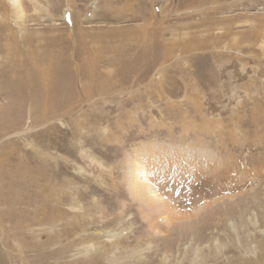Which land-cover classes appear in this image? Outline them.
Listing matches in <instances>:
<instances>
[{
    "label": "rangeland",
    "instance_id": "1",
    "mask_svg": "<svg viewBox=\"0 0 264 264\" xmlns=\"http://www.w3.org/2000/svg\"><path fill=\"white\" fill-rule=\"evenodd\" d=\"M32 1L0 0V264H264V0Z\"/></svg>",
    "mask_w": 264,
    "mask_h": 264
},
{
    "label": "bare ground",
    "instance_id": "2",
    "mask_svg": "<svg viewBox=\"0 0 264 264\" xmlns=\"http://www.w3.org/2000/svg\"><path fill=\"white\" fill-rule=\"evenodd\" d=\"M11 1H13V7H15L16 9H18V10H21V8H22V3L19 1V0H11ZM32 1V0H31ZM33 2V1H32ZM189 149V148H188ZM192 149V150H191ZM190 152H189V150L188 151H186L187 152V154L186 153H184V155H189L188 157H190V160L189 161H191V159H193L194 157L192 156V155H190L191 154V152H193L194 150H193V148H190ZM189 153V154H188ZM156 155V154H155ZM205 156V155H204ZM164 157V156H163ZM177 157V156H176ZM196 157V156H195ZM166 158V157H165ZM197 159V158H196ZM164 160V159H163ZM188 160V159H187ZM163 162V161H162ZM208 162V161H207ZM211 162V161H210ZM202 163V162H201ZM190 164H191V162H190ZM199 164V163H198ZM161 166V165H160ZM224 166V165H223ZM194 167V166H193ZM198 168V167H197ZM162 169V168H161ZM184 169H186V168H184ZM195 169H196V167H195ZM192 170H193V168H192ZM194 171H196L197 173L196 174H199L201 171H203V170H201V169H199L198 168V170H194ZM204 172V171H203ZM193 174V173H192ZM145 176V177H144ZM144 176H143V178H144V181H146V182H148V177H147V175L146 174H144ZM196 176V175H195ZM200 177V176H199ZM198 177V178H199ZM137 183V182H136ZM221 184H222V182H221ZM226 185V184H225ZM218 186H219V184H218ZM135 187V186H134ZM221 187V186H220ZM217 188V187H216ZM223 188H225V187H223ZM219 189V188H218ZM218 189H217V191H218ZM138 192V191H137ZM219 192V191H218ZM147 202V201H146ZM192 203V202H191Z\"/></svg>",
    "mask_w": 264,
    "mask_h": 264
}]
</instances>
